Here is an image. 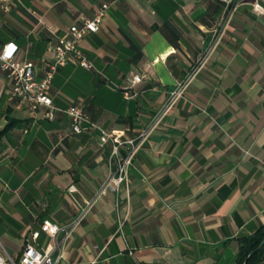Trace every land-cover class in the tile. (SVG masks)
Returning a JSON list of instances; mask_svg holds the SVG:
<instances>
[{
    "label": "crops",
    "instance_id": "crops-1",
    "mask_svg": "<svg viewBox=\"0 0 264 264\" xmlns=\"http://www.w3.org/2000/svg\"><path fill=\"white\" fill-rule=\"evenodd\" d=\"M103 3L100 28L79 40L93 67L59 68L56 105L81 104L96 124L131 137L199 68L138 150L127 183L97 199L57 264H235L240 237L264 223V15L241 4L211 47L223 0H16L0 46L16 43V58L41 76L55 35ZM131 71L143 79L127 97ZM99 134L74 132L65 111L49 119L44 107L19 104L0 69V240L10 254L44 218L66 224L93 198L111 169L113 143ZM35 244L51 240L42 232Z\"/></svg>",
    "mask_w": 264,
    "mask_h": 264
},
{
    "label": "built area",
    "instance_id": "built-area-1",
    "mask_svg": "<svg viewBox=\"0 0 264 264\" xmlns=\"http://www.w3.org/2000/svg\"><path fill=\"white\" fill-rule=\"evenodd\" d=\"M223 1L225 2V7L217 25L212 30L211 47H216L221 41L227 26L241 4L248 2L254 13L264 15V0ZM15 2L16 0H0V25L4 22L5 15L12 9ZM107 7L108 4L103 3L93 17L86 18L81 23L72 24L69 27L70 34L68 36L55 35V41L52 45L53 56L46 63L45 72L41 76L37 74L32 60L23 61L16 58L15 55L18 48L16 43L8 42L0 46V69L4 70L11 80L12 98L16 99L19 104H25L34 111L44 107L45 116L49 119H54L57 111H65L72 120L74 132L80 133L91 128H98L101 144L108 141L113 143L109 157L111 169L107 177L93 198L85 200L75 218L63 225L51 218H44L40 222V226L32 230L30 236L26 237L22 253L18 257L10 254L0 240V264H57L63 256L65 242L72 236L77 225L91 210L97 199L109 192L117 194L122 186L127 183L129 170L138 150L174 104L180 98L185 97L188 84L199 68L197 67L190 71L184 79L180 80L170 90L166 103L153 115L148 125L131 137L125 136L122 130H109L96 124L81 104H71L65 108L56 105L50 89L53 78L59 68L71 60H75L87 68L93 67L92 61L80 47L79 40L88 31H97L100 28ZM9 46H12V50L10 54H6L9 52ZM142 79L143 75L141 73L130 72L127 76V83L124 86V93L127 97L132 95V90ZM68 190L71 192L76 191L77 186L71 183L68 186ZM42 232L51 240V245L48 248H39L35 244Z\"/></svg>",
    "mask_w": 264,
    "mask_h": 264
},
{
    "label": "trees",
    "instance_id": "trees-1",
    "mask_svg": "<svg viewBox=\"0 0 264 264\" xmlns=\"http://www.w3.org/2000/svg\"><path fill=\"white\" fill-rule=\"evenodd\" d=\"M264 223L249 235L240 237V247L235 264H264ZM262 245L260 246V244Z\"/></svg>",
    "mask_w": 264,
    "mask_h": 264
},
{
    "label": "clouds",
    "instance_id": "clouds-1",
    "mask_svg": "<svg viewBox=\"0 0 264 264\" xmlns=\"http://www.w3.org/2000/svg\"><path fill=\"white\" fill-rule=\"evenodd\" d=\"M11 50H12V46H9V52L6 54H10Z\"/></svg>",
    "mask_w": 264,
    "mask_h": 264
},
{
    "label": "water",
    "instance_id": "water-1",
    "mask_svg": "<svg viewBox=\"0 0 264 264\" xmlns=\"http://www.w3.org/2000/svg\"><path fill=\"white\" fill-rule=\"evenodd\" d=\"M264 242V239H263V241H262V243ZM262 243L260 244V246L262 245ZM243 264H246V262H244Z\"/></svg>",
    "mask_w": 264,
    "mask_h": 264
}]
</instances>
